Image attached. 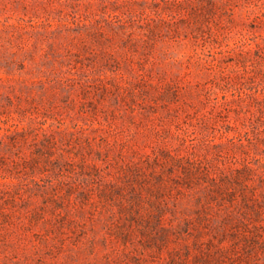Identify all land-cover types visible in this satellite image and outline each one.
I'll return each mask as SVG.
<instances>
[{
    "label": "rangeland",
    "instance_id": "1",
    "mask_svg": "<svg viewBox=\"0 0 264 264\" xmlns=\"http://www.w3.org/2000/svg\"><path fill=\"white\" fill-rule=\"evenodd\" d=\"M179 1L0 0V264H264V0Z\"/></svg>",
    "mask_w": 264,
    "mask_h": 264
},
{
    "label": "trees",
    "instance_id": "2",
    "mask_svg": "<svg viewBox=\"0 0 264 264\" xmlns=\"http://www.w3.org/2000/svg\"><path fill=\"white\" fill-rule=\"evenodd\" d=\"M240 0H181L179 2L174 3V7L176 8V11H178V13H176V15L180 14L182 11H180L181 9L184 8V5H194L195 11L197 9H199L200 12H203V9L205 10V12H203V18H209V14L211 13V15H216L220 10H225L224 12L228 13V10H230V15L233 14V10L235 6L239 5ZM167 4L169 5L170 3L167 2ZM167 8H171V9H167ZM163 11L160 12L161 13H169L170 11H172V6H164ZM190 14V12H189ZM186 16V15H185ZM184 17V16H183ZM186 18V17H184ZM147 26L149 27L150 31H153L151 26H155L152 23H147ZM198 37V36H197ZM1 119V116H0ZM1 129L2 127H0V134H1ZM7 131H9V133L7 134H3L0 136V148L2 147H7L9 149H13L15 147L18 146V144L20 143V141L23 139L24 141H27L30 135V131H29V127L27 126H20L19 123L14 122L12 123L8 128ZM8 138V140H7ZM68 194H71V191L68 192Z\"/></svg>",
    "mask_w": 264,
    "mask_h": 264
}]
</instances>
